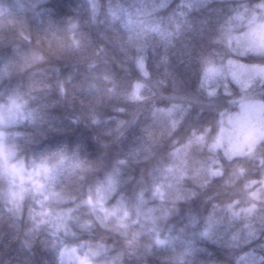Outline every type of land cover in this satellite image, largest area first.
<instances>
[{
  "label": "clouds",
  "instance_id": "obj_1",
  "mask_svg": "<svg viewBox=\"0 0 264 264\" xmlns=\"http://www.w3.org/2000/svg\"><path fill=\"white\" fill-rule=\"evenodd\" d=\"M0 264H264V0H0Z\"/></svg>",
  "mask_w": 264,
  "mask_h": 264
}]
</instances>
